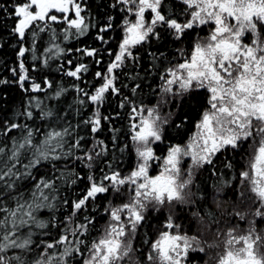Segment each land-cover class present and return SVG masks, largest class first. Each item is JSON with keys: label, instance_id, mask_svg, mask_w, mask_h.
<instances>
[{"label": "trees", "instance_id": "trees-1", "mask_svg": "<svg viewBox=\"0 0 264 264\" xmlns=\"http://www.w3.org/2000/svg\"><path fill=\"white\" fill-rule=\"evenodd\" d=\"M77 1L84 23L88 25L83 35L75 28H70L66 20L60 19L30 25V30L26 29V35L22 38L14 31L18 20L13 10L19 0H0V147H4L7 153L0 155V159L7 160L13 143L22 141L27 134L23 128L25 124L34 130V143L43 141L50 131L62 132L68 128L71 135L64 137L66 143L62 149L57 148V154L68 153L70 146L83 138L79 148L71 149V155L62 156L59 161H43L35 168L26 169L25 165L32 158L30 151H22L19 163L8 161L9 165L15 164L12 169L15 174L0 180V208L12 210L16 208L17 200L21 203L24 200L31 201L35 185L41 179L53 182L54 191H43L50 197L55 196L50 201L54 208L41 207L34 214L45 223L55 217L56 226L52 227L49 223L47 228H38L35 224H29L21 228L17 235L23 238L30 232L34 245L41 240L51 243L64 234L65 226L70 225L75 230L77 225L86 223V218L91 219L92 225L87 230H79V238L84 240L80 246L83 256L75 254L72 258L66 257L68 264H83L92 242L102 236L110 220V213L105 209L122 207L134 195L127 184L120 185L117 194L103 177L105 174L111 175L113 171L119 172L121 178L127 177L136 168V142L131 137L135 135L137 127L134 129L132 125H137L146 116L145 109L158 107L161 115L169 116L168 119H162L166 123L161 125V141L151 144L157 156H166L170 145L183 146L188 142L207 107L204 90L184 96L163 94L161 75L171 66L169 62H182L180 50L187 53L200 32L194 27L177 39L173 30L164 24L156 26L159 39L150 34L149 39L131 46L132 55L120 67L113 69L110 78L119 93L109 90L104 94L102 102L91 101L88 97L103 86V75L107 74V68L119 53V45L126 35L125 22L129 12L119 0ZM162 14L177 19L181 24L190 19L181 0H164ZM109 24L111 27H107ZM106 27V31H101ZM41 28L44 30L40 31ZM65 30H68L67 33ZM33 32L37 33L35 37ZM53 45H58L63 51ZM21 48L25 49L23 56L19 55ZM92 50L96 52L89 56L87 52ZM81 64L87 67V71L81 70L76 77L68 75ZM98 72L102 76H97ZM21 75L27 78L20 81ZM34 84H39L40 89L34 90ZM60 89L64 91L57 96L56 92ZM133 108L137 112H132ZM49 111L54 115L43 116V113ZM28 112L32 113L31 117L26 115ZM97 114L110 119H101L98 131L92 132L91 126L85 122L94 120ZM11 124L21 127L8 130ZM37 129L38 132L35 131ZM100 141H103L102 145ZM251 142H246L239 152L221 150L212 157L214 164H203L191 182L192 201H177L159 209L150 207L145 212L147 219L137 226L133 235L134 263L150 264L147 257L151 245L161 231L167 230L163 226L169 215L189 234L197 231L200 219H205L210 242L218 243L223 237L220 235L218 239L215 231L220 227L222 231L228 229H224L225 224L240 216V209L252 203L255 212L259 201L249 186L240 182L238 176L240 171L245 170L248 145ZM102 149L103 154L95 156ZM85 153L94 156L91 168L88 167L89 161L83 159ZM229 164L232 167H228ZM157 171L158 167L153 166L152 174ZM89 175L96 182L103 183L109 191L97 194L86 202L83 210H77L74 215L71 205L82 198L90 186ZM7 184L13 186L8 188ZM5 214L0 213V219ZM122 216H126V213H122ZM68 217H71V221ZM257 226L264 227V219H259ZM69 239L75 241L77 237L70 235ZM63 248L62 245L53 251L59 253ZM217 250L222 251L223 245L220 249L210 250L208 255L190 251L184 264L203 263L208 256H214ZM41 253L43 246H30L28 250H7L8 257L19 255L25 264H34L41 258ZM126 263L134 264L129 260Z\"/></svg>", "mask_w": 264, "mask_h": 264}, {"label": "snow or ice", "instance_id": "snow-or-ice-1", "mask_svg": "<svg viewBox=\"0 0 264 264\" xmlns=\"http://www.w3.org/2000/svg\"><path fill=\"white\" fill-rule=\"evenodd\" d=\"M119 2L132 5L128 11H134L136 20L125 22L126 35L119 45V53L115 55V61L110 63L107 74L103 75L105 83L88 98L100 103L109 90L119 93V89L114 87L110 74L132 55L131 46L149 39L150 34L157 39L160 38L155 31L158 24L166 25L173 30L177 39H180L186 30L193 29L195 25L211 23L213 27L208 36L198 38L187 53L180 50L182 62H169L171 66L161 75L163 94L184 96L204 90L207 107L201 114V120L196 125L198 131L191 138L190 143L183 147L170 145L166 156H157L150 146L156 141H161V125L166 121H162L155 114V109H145L148 115L140 120L138 130L131 137L136 142L135 150L138 158L135 170L123 178L119 172L114 171L111 175L105 174L103 177L104 181L110 182L111 189L117 194L120 191L119 186L127 184L134 195L131 196L129 203L123 204L122 207L105 209L110 213L109 226L105 229L103 237L92 242L83 264H120L131 247L130 243L122 244L123 238L135 234L137 226L147 219L145 212L150 207L159 209L166 202L168 204L173 201L185 202L182 193L191 182V169L187 173L188 178L185 179L180 167L183 157L191 158L193 168L203 164L211 165L214 164L212 157L216 153L229 149L239 152L249 140L252 142L248 145L247 164L245 170L240 171L238 176L242 184L250 186L251 192L255 193L256 200L259 201L260 206L253 215L264 217V34L261 32L264 30V0H182L186 6L185 12L191 17L183 24L177 19L162 14L164 0H151V2L150 0H119ZM69 4H74L77 18L68 19L67 16L62 18L70 28H75L80 35H83L88 25L80 16L81 7L79 3H75V0H27V2L19 0L13 10L18 20L14 31L24 38L26 29L30 30V25L46 20L57 21L58 17L50 13L53 10L61 14L68 13ZM146 7L154 13L150 23L144 20ZM107 27H111V24ZM107 27L101 31H106ZM43 30L44 28L40 29ZM65 31L67 33L68 30ZM248 33L252 34L253 39L250 43H244ZM32 35L35 37L37 33L33 32ZM67 38L66 34L65 39ZM53 47L63 51L58 45ZM24 52L25 49L21 48L19 55L23 56ZM95 52L96 50H92L87 54L91 56ZM20 67L24 68L23 63ZM81 70L87 71V67L81 64L68 75L76 77ZM96 75L102 76L99 72ZM26 78L25 75L19 77L20 81ZM173 85L177 86L175 91ZM40 87L39 84L33 85L34 90ZM62 91L64 90L60 89L56 95H61ZM85 95L87 96L86 93ZM132 112H137V109L133 108ZM26 115L31 117L32 113L28 112ZM53 115L51 111L43 113V116ZM101 119L110 118L100 117L97 114L94 120L85 123L91 126L92 132H97ZM18 127L21 126L11 124L8 130ZM132 127L135 129L137 125L133 124ZM23 128L27 134L23 136L22 141L13 143L11 155L7 156V160L0 159V180L15 174L12 171L15 164L9 165L8 161L19 163L22 151H30L32 156L25 168H35L43 161H59L62 156H70L71 149L79 148L83 140L80 138L71 145L68 153L57 154V148L62 149L66 143L64 137L71 135L68 128L62 132L55 130L48 132L44 140L39 143L33 142V129L27 124L23 125ZM99 143L102 145L103 141ZM194 148L198 150L194 151ZM103 151L102 149L101 152L95 153V156L102 155ZM0 155H7L4 147H0ZM83 159L89 161L88 167L91 168L94 156L85 153ZM157 161L160 164H157ZM153 166L161 168L156 175L149 174V169ZM228 167L232 165L229 164ZM26 174L30 175V173ZM88 180L90 186L82 198L71 205L74 215L77 210H83L86 202L95 198L97 194L109 191L103 183L96 182L93 176L89 175ZM12 186V184L6 185L8 188ZM43 189L54 191V183L41 179L35 185L31 201L24 200L21 203L17 200L16 208L12 210L0 208V213H7L0 219V264H25L19 255L8 257L7 250H28L30 246H43L41 258L34 264H68L66 257L72 258L75 254L83 256V249L80 246L84 244V240L79 238V230H87L92 225V220L88 218L86 223L77 225L75 230L70 225L65 226L64 234L51 243L41 240L34 245L30 232L23 238L17 235L21 228L29 224H35L38 228H47L49 223L52 227L56 226L55 217L51 222L45 223L38 220L34 214L41 207L54 208L50 201L54 200L55 196L50 197ZM243 195L244 193L241 192V196ZM122 213H126V220L122 219ZM67 219L71 221V217ZM163 227L175 229L176 234H170L167 230L160 232L159 238L152 243L151 252L147 257L151 264H182L187 260L190 251H200L208 255L206 249L209 251L220 249L221 245L223 250L217 251L214 256H209L205 264L210 262L211 264H264V235H257L254 227H249L247 235L237 236L232 230L225 234L218 233V239L223 235L222 240L211 244L205 242L204 246H201V242L195 237L180 235L178 232L180 225L173 223L171 215L168 216L167 223ZM70 235L77 239L70 240ZM62 245L64 246L62 252L53 251Z\"/></svg>", "mask_w": 264, "mask_h": 264}, {"label": "rangeland", "instance_id": "rangeland-1", "mask_svg": "<svg viewBox=\"0 0 264 264\" xmlns=\"http://www.w3.org/2000/svg\"><path fill=\"white\" fill-rule=\"evenodd\" d=\"M150 2H151V0H150ZM75 3H79L77 0H75ZM126 8H127V10L128 9H130V8H132V5L131 4H128V5H126ZM129 12V15H128V19L126 20V21H129V22H135V20H136V16H135V14H134V11L133 12H130V11H128ZM51 15H56L57 17H58V19L57 20H60V19H63L62 17L63 16H67V18L68 19H76L77 17L75 16V7H74V4H71V6L69 7V12L68 13H65V14H61L60 12H58V11H55V10H53L51 13H50ZM80 16L82 17V15H81V11H80ZM153 16H154V13L150 10V9H148L147 7L145 8V13H144V20H145V22L146 23H150L151 22V20H152V18H153ZM191 18V17H190ZM63 20H65V19H63ZM127 26V25H126ZM130 35V34H129ZM170 78V77H169ZM173 87V90L175 91L176 90V88H177V86L176 85H173L172 86ZM151 109H153V108H151ZM155 109V114L156 115H158L159 117H160V119L162 120V119H168L169 118V116H167V115H161L160 113V111L158 110L159 108L158 107H155L154 108ZM147 113V112H146ZM147 115H148V113L146 114V116H144V117H147ZM143 117V118H144ZM200 122V121H199ZM139 125H140V121H139V123L137 124V130H138V128H139ZM197 131H198V129L196 128V130H195V132L192 134V136L190 137V139L188 140V142L186 143V144H184L183 146H185V145H187V144H189L190 143V140H191V138L197 133ZM151 146V145H150ZM182 146V147H183ZM194 151H196V150H198V149H193ZM160 164V163H159ZM202 166V165H201ZM200 166V167H201ZM180 167H181V169H182V173L184 174V178L185 179H187L188 178V176H187V173H188V171L191 169V182H192V179H193V176H194V174H195V172L200 168V167H196V168H193L192 167V161H191V158L190 157H183V159H182V162H181V165H180ZM135 170V169H134ZM153 170V167H150V169H149V174L150 175H156V174H158V172L161 170V168L160 167H158V171L156 172V173H153L152 174V171ZM191 182H190V184L183 190V193H182V195L184 196V198H185V201H189L190 202V200H191V197H192V192H191ZM247 185V184H246ZM247 186H249V185H247ZM249 188H250V186H249ZM253 194H255V193H253ZM190 199V200H189ZM192 201V200H191ZM177 201H173L171 204H168L167 202L165 203V205L166 206H168V205H173V203H176ZM260 206V204L258 205V207ZM252 203L251 204H249V205H247L245 208H243V209H240L238 212L240 213V216H236L234 219L235 220H231L230 222H228V223H226L225 224V227H224V229H226V228H228V229H226V230H224V231H222L221 229H222V227H217V228H219V229H217L215 232H216V235L218 234V233H221V234H225V233H227L229 230H232L233 231V233L235 234V235H237V236H240V235H247L248 234V230H249V227L251 226V227H254L255 228V230H256V234L257 235H264V227H262V228H260V227H258L257 226V223L259 222V219H264V217H260V216H254L253 215V213H254V210L252 209ZM255 210H256V208H255ZM122 215V214H121ZM241 216H243V219H241ZM126 216H122V219H125L126 220ZM172 220H173V223L174 224H178V223H176L175 222V219H174V217L172 216ZM110 221V220H109ZM250 222H251V225H250ZM199 227H198V229H197V231H195V232H193V234H189V233H187L185 230H183L182 229V227H181V225L180 224H178V225H180V228H179V230H178V232H179V234L180 235H186V236H188V237H195L197 240H199L200 242H201V246H204V244H205V242H207L208 244H211V242H210V240H209V236H208V228L209 227H207L208 225L206 224V222H205V219H200V221H199ZM108 226H109V223H108ZM107 226V227H108ZM115 226V225H114ZM106 227V228H107ZM128 230L126 229V232H127ZM167 231H169V233L170 234H176V230L175 229H167ZM104 233H105V231H104ZM104 233L102 234V236L101 237H103V235H104ZM159 236H160V234H159ZM159 236L157 237V239L159 238ZM218 236V235H217ZM100 237V238H101ZM221 237H223V235H221ZM99 238V239H100ZM98 239V240H99ZM156 239V240H157ZM223 238H221L220 240H222ZM97 240V241H98ZM127 243H130V245H131V247L128 249V251H127V255H125L124 257H123V259L120 261V264H127L126 263V261L127 260H129L130 262H136V260H135V258H134V256H133V235L132 236H126L125 238H123V240H122V244H127ZM193 247H195V245H193ZM206 251H208V252H210L209 250H207L206 249ZM214 251H216V250H214ZM218 251V250H217ZM150 252H151V249H150ZM149 252V253H150ZM209 257V256H208ZM206 261H208V258L205 260V262ZM150 262V261H149ZM205 262H203V263H196V264H205ZM134 264H136V263H134ZM150 264H151V262H150ZM182 264H184V262H182ZM210 264H211V262H210Z\"/></svg>", "mask_w": 264, "mask_h": 264}, {"label": "flooded vegetation", "instance_id": "flooded-vegetation-1", "mask_svg": "<svg viewBox=\"0 0 264 264\" xmlns=\"http://www.w3.org/2000/svg\"><path fill=\"white\" fill-rule=\"evenodd\" d=\"M70 6H71V4H69V7ZM194 27H197L198 30H200L198 38H206L208 36V34H209L210 29L213 27V25L211 23L206 24V25L197 24ZM261 32H262V34H264V30H261ZM246 36H247V38L243 42L244 43H250L251 40L253 39L252 34L248 33V34H246Z\"/></svg>", "mask_w": 264, "mask_h": 264}]
</instances>
